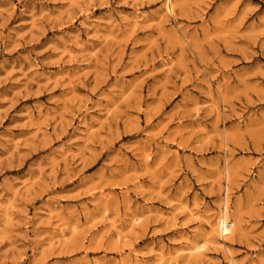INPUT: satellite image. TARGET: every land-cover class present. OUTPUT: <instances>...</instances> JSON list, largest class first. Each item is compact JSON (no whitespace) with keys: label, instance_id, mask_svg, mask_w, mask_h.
I'll list each match as a JSON object with an SVG mask.
<instances>
[{"label":"rangeland","instance_id":"374dc122","mask_svg":"<svg viewBox=\"0 0 264 264\" xmlns=\"http://www.w3.org/2000/svg\"><path fill=\"white\" fill-rule=\"evenodd\" d=\"M231 258L264 264V0H0V264Z\"/></svg>","mask_w":264,"mask_h":264},{"label":"bare ground","instance_id":"6f19581e","mask_svg":"<svg viewBox=\"0 0 264 264\" xmlns=\"http://www.w3.org/2000/svg\"><path fill=\"white\" fill-rule=\"evenodd\" d=\"M220 215L221 216H219L216 226H218L219 234L222 236H226L231 233L233 223L226 217L224 211ZM231 261L232 262L230 264H237L235 261L232 260V258Z\"/></svg>","mask_w":264,"mask_h":264}]
</instances>
